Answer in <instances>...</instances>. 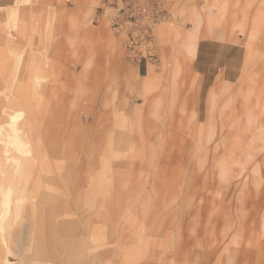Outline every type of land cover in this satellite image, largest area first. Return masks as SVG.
Here are the masks:
<instances>
[{"label": "rangeland", "instance_id": "1", "mask_svg": "<svg viewBox=\"0 0 264 264\" xmlns=\"http://www.w3.org/2000/svg\"><path fill=\"white\" fill-rule=\"evenodd\" d=\"M105 1L0 0V264H264V0L152 1L141 73Z\"/></svg>", "mask_w": 264, "mask_h": 264}, {"label": "built area", "instance_id": "2", "mask_svg": "<svg viewBox=\"0 0 264 264\" xmlns=\"http://www.w3.org/2000/svg\"><path fill=\"white\" fill-rule=\"evenodd\" d=\"M155 0H106L102 5L110 29L123 42L127 58L138 65L156 62L153 26L160 20Z\"/></svg>", "mask_w": 264, "mask_h": 264}, {"label": "crops", "instance_id": "3", "mask_svg": "<svg viewBox=\"0 0 264 264\" xmlns=\"http://www.w3.org/2000/svg\"><path fill=\"white\" fill-rule=\"evenodd\" d=\"M15 1L11 0L9 5L15 4ZM185 51L186 55L191 59L196 58L194 67L205 78L215 77L220 70H223V77L229 82L238 75L240 50L235 45L212 40L200 41L199 37L194 34L187 39ZM148 67L147 62L137 65L139 73L143 70L148 72ZM212 69H217L218 71L212 73Z\"/></svg>", "mask_w": 264, "mask_h": 264}]
</instances>
